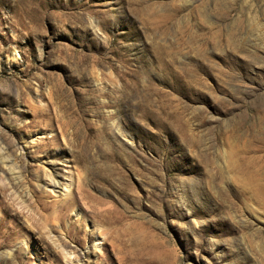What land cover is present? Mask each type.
Masks as SVG:
<instances>
[{
	"label": "rangeland",
	"instance_id": "1",
	"mask_svg": "<svg viewBox=\"0 0 264 264\" xmlns=\"http://www.w3.org/2000/svg\"><path fill=\"white\" fill-rule=\"evenodd\" d=\"M0 144V264H264V0H0Z\"/></svg>",
	"mask_w": 264,
	"mask_h": 264
},
{
	"label": "bare ground",
	"instance_id": "2",
	"mask_svg": "<svg viewBox=\"0 0 264 264\" xmlns=\"http://www.w3.org/2000/svg\"><path fill=\"white\" fill-rule=\"evenodd\" d=\"M4 158V159H3ZM0 160L2 163V167L0 169V183L4 184V185H9V183L7 184V181L9 179V177H11L14 180L20 179V175H21V167H19L16 159L12 158L7 151V148H3L1 147L0 144ZM69 172V171H67ZM45 175L47 177L48 180V185H50L51 191L54 192V190H56V188L59 186V181L56 179V174L53 172L52 169L47 168V170L45 171ZM70 176V175H69ZM69 179V178H68ZM8 187V186H7ZM72 181L71 178L69 179V181L67 182V184L64 186V190H62V194L64 197H66V199H70L72 196ZM75 206V205H74ZM76 216L78 217V219H82V214L80 212V210L77 212ZM92 232H99L100 228H98V226H96L95 224L92 225ZM50 238L52 239L51 235L49 234ZM48 236V237H49ZM97 236V235H96ZM53 242L56 244L57 242L54 241V239H52ZM101 235H98V239L96 241V245L94 246L95 251L100 250V242H101ZM57 245V244H56ZM58 247L60 248V245L58 244ZM63 255L66 258V261L68 264H73V260L71 259V257L74 255L75 259L77 260V262L80 261V257L79 255H76L75 252L73 251H66L62 249Z\"/></svg>",
	"mask_w": 264,
	"mask_h": 264
}]
</instances>
